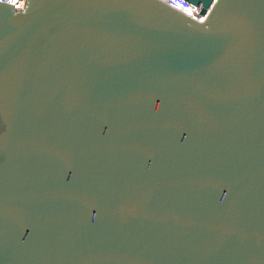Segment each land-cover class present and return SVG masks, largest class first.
Returning a JSON list of instances; mask_svg holds the SVG:
<instances>
[{
  "label": "water",
  "instance_id": "1",
  "mask_svg": "<svg viewBox=\"0 0 264 264\" xmlns=\"http://www.w3.org/2000/svg\"><path fill=\"white\" fill-rule=\"evenodd\" d=\"M0 1V264H264V0Z\"/></svg>",
  "mask_w": 264,
  "mask_h": 264
},
{
  "label": "built area",
  "instance_id": "2",
  "mask_svg": "<svg viewBox=\"0 0 264 264\" xmlns=\"http://www.w3.org/2000/svg\"><path fill=\"white\" fill-rule=\"evenodd\" d=\"M0 1L12 3L11 0H0ZM164 1L172 4L173 6L179 8L180 10L184 11L178 5H176V0H164ZM25 3H26V0H15V3H13V7L17 10H21L24 8ZM190 10H191V12H186V11H184V12L187 13L188 15H190L191 17L199 20V21H203L206 18V15H204L202 13H197L192 9H190Z\"/></svg>",
  "mask_w": 264,
  "mask_h": 264
},
{
  "label": "bare ground",
  "instance_id": "3",
  "mask_svg": "<svg viewBox=\"0 0 264 264\" xmlns=\"http://www.w3.org/2000/svg\"><path fill=\"white\" fill-rule=\"evenodd\" d=\"M176 5H178L181 9H183L186 12H191L190 8H188L187 6L181 4L180 2L176 1Z\"/></svg>",
  "mask_w": 264,
  "mask_h": 264
},
{
  "label": "snow or ice",
  "instance_id": "4",
  "mask_svg": "<svg viewBox=\"0 0 264 264\" xmlns=\"http://www.w3.org/2000/svg\"><path fill=\"white\" fill-rule=\"evenodd\" d=\"M12 3H15V0H11Z\"/></svg>",
  "mask_w": 264,
  "mask_h": 264
}]
</instances>
